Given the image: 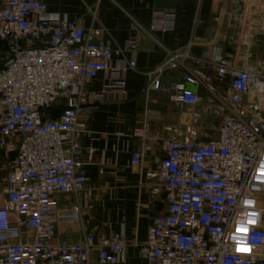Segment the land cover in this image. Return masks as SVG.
<instances>
[{
    "label": "built area",
    "instance_id": "1",
    "mask_svg": "<svg viewBox=\"0 0 264 264\" xmlns=\"http://www.w3.org/2000/svg\"><path fill=\"white\" fill-rule=\"evenodd\" d=\"M174 26V14H155L154 28ZM103 31H85L77 20L50 12L46 0H4L0 6V38L10 55L0 68V140L20 137L6 177L8 206L0 207V264H92L94 250L99 264L126 263L129 244L120 234L57 241L55 196L82 192L81 168L96 161L94 138L77 125L79 115L96 104L82 105L77 95L105 71L111 83L95 93L102 102L122 72L135 68L134 59L112 64L110 43L96 39ZM44 36L49 39L42 43ZM192 59L190 44L169 53L149 73L147 92L169 91L172 102L197 105L201 96L187 84L212 92L213 75L188 71L177 83L163 79L167 69ZM209 64L219 81L228 82L227 103L219 108L213 135L180 132L164 141L155 177L166 193V209L154 218L147 240L134 243L147 264H264V57ZM62 99L61 115L46 118ZM133 135L146 139L143 129ZM143 159L142 150L132 153L133 165ZM238 228L246 229L243 246L233 240Z\"/></svg>",
    "mask_w": 264,
    "mask_h": 264
},
{
    "label": "crops",
    "instance_id": "2",
    "mask_svg": "<svg viewBox=\"0 0 264 264\" xmlns=\"http://www.w3.org/2000/svg\"><path fill=\"white\" fill-rule=\"evenodd\" d=\"M3 1L0 0V6ZM46 3L50 12L77 20L85 31L103 27L96 39L110 43L112 64L120 60L126 65L135 60V68L122 72L114 92L106 100H95V93L111 83L105 71L77 95L82 105L96 104L93 111L81 113L77 119L78 129L94 138L96 161L81 168L86 177L82 192L55 196L59 216L57 241L80 242L90 234H120L129 244L125 264H147L134 243L147 240L154 218L166 209V193L155 177L159 159L165 155L164 141L180 132L201 138L216 132L219 108L227 103L228 82L218 80L209 62L224 58L235 64L256 63L264 57V0H46ZM157 12L174 14V28H154ZM48 39L44 36L41 42ZM129 41L134 42L133 47ZM189 44L194 59L177 69H167L163 79L177 83L188 71L204 72L213 75L212 92L205 86L187 84L188 89L201 96L197 105L176 104L170 100L169 91L147 92L149 73L169 53L183 50ZM9 58L7 44L0 38V68ZM64 103V99L59 101L45 117L58 118ZM211 121L217 124L212 127L208 123ZM136 129L144 130V141L133 135ZM19 141V135L0 140V207L8 206L6 177ZM82 143L87 146L91 141L85 137ZM140 150L144 159L135 166L132 153ZM11 217L16 218L14 214Z\"/></svg>",
    "mask_w": 264,
    "mask_h": 264
},
{
    "label": "clouds",
    "instance_id": "3",
    "mask_svg": "<svg viewBox=\"0 0 264 264\" xmlns=\"http://www.w3.org/2000/svg\"><path fill=\"white\" fill-rule=\"evenodd\" d=\"M261 175L264 176V164L261 165ZM245 230L243 228L237 229V235L233 236V240L240 246L245 244V237L242 234Z\"/></svg>",
    "mask_w": 264,
    "mask_h": 264
},
{
    "label": "water",
    "instance_id": "4",
    "mask_svg": "<svg viewBox=\"0 0 264 264\" xmlns=\"http://www.w3.org/2000/svg\"><path fill=\"white\" fill-rule=\"evenodd\" d=\"M98 255V250H94L91 254V261H92V264H99L97 261H96V257Z\"/></svg>",
    "mask_w": 264,
    "mask_h": 264
},
{
    "label": "rangeland",
    "instance_id": "5",
    "mask_svg": "<svg viewBox=\"0 0 264 264\" xmlns=\"http://www.w3.org/2000/svg\"><path fill=\"white\" fill-rule=\"evenodd\" d=\"M208 123L211 124L212 127L217 124L215 121H211V122H208Z\"/></svg>",
    "mask_w": 264,
    "mask_h": 264
},
{
    "label": "snow or ice",
    "instance_id": "6",
    "mask_svg": "<svg viewBox=\"0 0 264 264\" xmlns=\"http://www.w3.org/2000/svg\"><path fill=\"white\" fill-rule=\"evenodd\" d=\"M250 223H252L251 221H250ZM245 231H246V229H244Z\"/></svg>",
    "mask_w": 264,
    "mask_h": 264
}]
</instances>
